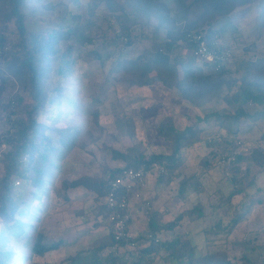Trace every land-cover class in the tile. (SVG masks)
<instances>
[{
	"label": "trees",
	"instance_id": "16d2710c",
	"mask_svg": "<svg viewBox=\"0 0 264 264\" xmlns=\"http://www.w3.org/2000/svg\"><path fill=\"white\" fill-rule=\"evenodd\" d=\"M28 1L0 0V114L3 107L9 119V127L0 133V146L6 147L2 152L0 174V264H31L35 254L44 256L64 243V240L48 242L46 235L37 229L49 212V190L55 182H59L56 192L83 188L93 195L94 218L109 225L108 234L94 239L88 251H78L68 258L71 264H154L157 258H162L166 264H264V243L263 247L253 244L251 238L232 240L233 250L241 253L233 260L220 247L200 254L187 234L175 231L185 219L193 222L204 217L206 207L201 203L182 210L169 221H163L162 213L153 206L147 223L143 220V224V217L137 215L130 222V230L137 233L134 240L138 247L129 250L126 241L115 240L105 203L107 176L116 175L121 167L106 168L102 175L58 179L60 162L75 145L79 131L55 127L61 110L50 123L41 119L50 103L61 104L65 100L72 103V97L67 95V81L76 72L79 58L96 59L103 64L115 53L120 57L128 47L139 46L138 37L147 36L143 35L136 15L155 17L159 26H166L165 40L154 41L134 56L126 53L127 56L114 61L111 74L128 82L129 86L143 87L160 82L197 106L215 102L226 90L222 98L231 109L197 116L194 124L183 128L178 127L174 115L168 114L156 126V135L169 143L166 152L147 155L142 144L133 143V147L125 150L111 148V155L128 168L158 162L164 172L156 186L168 187L177 181L178 195L186 200L190 190H204L203 177L220 162L217 148L222 147L227 156L239 148L238 131L233 130L227 119L251 117L247 105L264 103V53L258 58L248 55L249 47L244 49L246 55L237 58L232 71L225 60L229 49L215 42L219 30H215L214 25L221 18L245 14L248 10L257 12L256 7L261 8L258 11L262 13L255 17L264 22V0H191L189 3L173 0L174 6L166 0H93L85 6L87 17L69 12L57 26L41 30H30L27 26ZM101 4L105 7L101 20H106L109 28L117 24L119 30L114 28L112 36L103 38L100 48L75 55L77 48L95 42L92 32L100 28L96 9ZM193 33L202 34L210 49L225 56L214 63L199 58L211 64L210 71L194 68L191 57L177 51L197 47L198 41L190 36ZM252 47L254 51L258 49L254 44ZM9 80L11 86L7 88ZM253 115L264 119V110ZM213 116L224 119L221 126L230 134L222 141L210 138L211 150L200 159L199 172L185 175L180 170L184 164L183 151L204 141L202 122H208ZM96 117L98 120V114ZM115 128L121 137L133 140L136 136V124L131 116L117 118ZM223 168L233 184L230 193L223 198V206L230 205L237 196H251L258 187L259 176L264 173V133L256 147L236 154L235 160ZM64 197L69 200L67 195ZM218 207L220 205L215 206ZM249 210V207L236 210L227 231L232 232ZM226 228L218 219L210 233L221 234ZM168 231L173 232L170 238L155 240L157 235ZM120 246L129 252L121 254Z\"/></svg>",
	"mask_w": 264,
	"mask_h": 264
},
{
	"label": "rangeland",
	"instance_id": "374dc122",
	"mask_svg": "<svg viewBox=\"0 0 264 264\" xmlns=\"http://www.w3.org/2000/svg\"><path fill=\"white\" fill-rule=\"evenodd\" d=\"M91 1L93 0H29L27 26L30 30H41L50 25L57 26L62 17L64 18L69 12L87 17L85 6ZM166 1L174 6L173 0ZM190 1L187 0L188 3ZM256 9L257 12L248 10L245 14L240 13L234 17L221 18L214 25V29L219 30L215 42L217 46L229 49V56L225 60L232 71L238 63L237 58L246 55L244 49L249 47L248 55L258 56V58L264 53V22L258 21V16L255 17L262 13L258 11L261 8L256 7ZM104 12V5H99L96 9V18L100 28L96 27L92 32L95 42L77 48L75 55L78 52L85 54L82 51L100 48L103 38L112 36L114 28L116 31L119 30L117 24H113L114 28H109L107 21L101 20ZM135 19L140 22L143 35H147L138 37L139 46L128 47L125 54L120 57L115 53L103 64L96 59L79 58L76 72L71 74L67 81V95L72 97V103L67 100L61 104L50 103L48 109L44 110L41 115L42 120L50 123L51 119L61 110L62 114L55 123V127H69L79 131L75 145L60 162L61 169L58 170V179H74L83 174L102 175L106 168L124 166L122 161L112 158L111 148L125 150L133 147V143H140L147 155L166 152L169 143L156 135V126L168 114L174 115L178 127L183 128L194 124L197 116L203 117L214 111L224 112L231 109L222 98L226 90L215 102L197 106L182 99L176 90L169 89L160 82L143 87L129 86L125 80L114 77L111 74L114 61L127 55L134 56L144 47H150L154 41L162 42L166 38V26H159L155 17L136 15ZM135 30L138 31L139 28L136 27ZM253 44L258 48L255 51L253 47L251 48ZM177 51L190 56L194 68L210 71L211 64H205L203 60L197 59L192 55V50L179 48ZM9 86H11L10 80L5 87L9 88ZM3 97L5 101L8 100L7 96ZM1 108L3 111L0 114V133L9 127L8 113L3 107ZM246 108L251 117L240 120L227 119L226 122L232 124L233 130L237 129L238 138L249 152L261 142L264 133V119L253 115L254 112L264 110V103H252ZM96 114H98V120ZM124 115L131 116L135 121L136 136L133 140L121 137L115 128L116 119ZM218 118L213 116L208 122H202L204 141L183 151L184 164L180 170L185 175L199 172L200 159L211 150L208 143L210 138L222 141L229 136L230 133L220 123L224 119ZM47 132L53 134L51 131ZM217 149L219 157L224 154L222 151L225 150L222 147ZM4 150H6L5 145L0 146V174L2 173L1 157ZM247 165L251 166V164ZM202 183L204 190L200 192L190 190L186 200L178 195L177 181L168 187H157V184H151L146 196L150 198L153 207L162 213L163 221L174 219L182 210L198 203L206 207L204 217L193 222L185 219L175 229V231L187 234L197 246L200 254L220 247L226 250L233 260L237 259L241 253L235 252L232 248V240L236 237L251 238L253 244L263 247L264 173L259 176L258 187L253 190L251 196H237L228 206H223V198L230 193L233 184L221 162L214 165V168L203 177ZM57 186L59 182H55L49 190L51 194L49 212L45 219L38 223L37 229L46 235L48 242L64 239L65 243L61 247L48 251L44 256L35 254L31 264H71L68 258L78 251H88V245L95 239L97 232L103 230L102 225H108L107 223L100 224L96 227L93 216L88 217V209L86 210L83 205H92L94 201V197L89 198L88 192L87 199L84 201V194L77 193V189L68 191L61 189L59 193L55 191ZM66 195L71 198L66 200L64 197ZM216 205L220 207L215 208ZM244 207H249V212L232 232H228L231 220L236 216L235 211L238 209L242 211ZM80 211H83V214ZM84 217L91 220L86 222ZM218 219H221L227 228L225 232L215 235L210 233V229ZM32 233H35V229ZM133 233L137 235L136 232ZM172 234L171 231L163 232L160 233V237L166 239ZM118 252L125 254L129 251L120 246ZM161 254L163 255L164 252ZM154 264L166 263L162 258H157Z\"/></svg>",
	"mask_w": 264,
	"mask_h": 264
},
{
	"label": "built area",
	"instance_id": "2783aa9c",
	"mask_svg": "<svg viewBox=\"0 0 264 264\" xmlns=\"http://www.w3.org/2000/svg\"><path fill=\"white\" fill-rule=\"evenodd\" d=\"M1 32V26H0ZM192 39L198 41L196 48L192 49L195 57L207 60L214 63L217 59H225L223 54L210 49L203 38L202 34H190ZM2 53V45L0 42V55ZM239 148L233 154L220 156V162L231 164L236 154L247 152L245 144L242 145L239 141ZM164 172L163 166L158 162H153L151 165H142L137 168H128L122 166L119 172L112 176H107V191L105 196V203L109 209V221L112 223V232L116 241H126V246L129 250H136L138 242L135 239L136 235L130 230V222L137 215L143 217L145 222L149 221V211L152 208V202L146 196L151 184H156L159 176ZM152 237V234H149ZM160 241L159 235L155 238Z\"/></svg>",
	"mask_w": 264,
	"mask_h": 264
},
{
	"label": "crops",
	"instance_id": "0c3cea01",
	"mask_svg": "<svg viewBox=\"0 0 264 264\" xmlns=\"http://www.w3.org/2000/svg\"><path fill=\"white\" fill-rule=\"evenodd\" d=\"M78 191H76L77 193L79 192V193H82V194H84L83 195V200L85 201L86 199H87V196H86V194H87V191L85 190V189H83V188H78L77 189ZM89 194V193H88ZM91 197H93V195H90L89 194V198H91ZM69 198H71V197H69ZM79 199V198H78ZM80 200V199H79ZM85 208H86V210L88 209V212H89V214L87 213V215H88V217L90 216V215H92L93 216V211H92V205H83ZM83 212V211H82ZM81 211H80V213H82ZM83 214V213H82ZM85 214V213H84ZM47 215V214H46ZM46 215H45V217H46ZM88 217H84L85 219H84V221H86V222H88V221H90L91 219H89ZM90 218H91V216H90ZM92 219H94L95 220V223H94V226H96V227H98V224L100 223V221H99V219L98 220H96L95 218H94V216H93V218ZM92 222V221H91ZM101 224V223H100ZM103 227L101 228V229H103L101 232H97V235H96V237H95V239L97 238H100V237H102V236H104V235H107L108 234V232H109V225H102ZM62 240H64V239H62ZM64 243H65V240H64ZM64 243H62V245L61 246H63V244ZM60 246V247H61ZM89 246V245H88ZM51 251V250H50Z\"/></svg>",
	"mask_w": 264,
	"mask_h": 264
}]
</instances>
